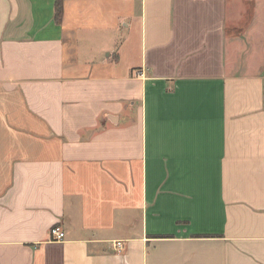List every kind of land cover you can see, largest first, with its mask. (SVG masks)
Returning a JSON list of instances; mask_svg holds the SVG:
<instances>
[{
  "label": "crops",
  "instance_id": "1",
  "mask_svg": "<svg viewBox=\"0 0 264 264\" xmlns=\"http://www.w3.org/2000/svg\"><path fill=\"white\" fill-rule=\"evenodd\" d=\"M0 264H264V0H0Z\"/></svg>",
  "mask_w": 264,
  "mask_h": 264
},
{
  "label": "built area",
  "instance_id": "2",
  "mask_svg": "<svg viewBox=\"0 0 264 264\" xmlns=\"http://www.w3.org/2000/svg\"><path fill=\"white\" fill-rule=\"evenodd\" d=\"M51 234L52 237L55 239H63L64 237L63 230H61L58 226H53L51 228ZM114 246L115 249L120 250L123 247V240L120 239L114 240Z\"/></svg>",
  "mask_w": 264,
  "mask_h": 264
},
{
  "label": "trees",
  "instance_id": "3",
  "mask_svg": "<svg viewBox=\"0 0 264 264\" xmlns=\"http://www.w3.org/2000/svg\"><path fill=\"white\" fill-rule=\"evenodd\" d=\"M57 6H58V5H57ZM58 14H60V8H58V10H57V15H58Z\"/></svg>",
  "mask_w": 264,
  "mask_h": 264
}]
</instances>
